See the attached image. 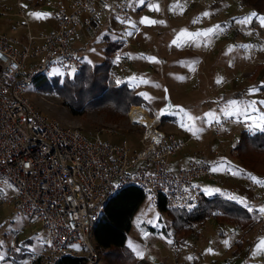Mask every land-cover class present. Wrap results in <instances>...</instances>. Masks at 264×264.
Returning a JSON list of instances; mask_svg holds the SVG:
<instances>
[{"label":"built area","instance_id":"2783aa9c","mask_svg":"<svg viewBox=\"0 0 264 264\" xmlns=\"http://www.w3.org/2000/svg\"><path fill=\"white\" fill-rule=\"evenodd\" d=\"M24 2L0 5L1 25L10 31H0V207L12 206L18 217L36 225L41 249L27 264H58L66 256L98 264L96 226L108 200L129 186L142 190L153 207L163 201L170 210L190 212L201 199L214 197L196 184L208 180L221 189L215 196L244 209L264 232V214L258 211L264 207V184L231 168L219 174L199 154L173 171L170 157L186 149L189 141L162 131L158 118H152L145 106H133L129 112L131 124L143 129L138 139L141 150H137L127 141H101L103 133L118 136L116 126L98 130L90 140L81 127L61 124L27 99L28 89L53 70H59L63 78L81 73L83 57L71 47L78 40L81 23L93 37L104 24L117 35L109 77L117 80L128 70L129 52L137 47L128 39L132 0H57L52 4L56 28L39 34L32 31ZM135 108L145 110L154 122L146 125L138 117L134 120ZM216 113H222L221 103L216 104ZM231 123L250 135L264 132L254 121H235L224 114L209 129L216 132ZM192 139L197 142V137ZM225 178L244 182L246 191L227 188ZM6 185L16 189L14 199L4 196ZM214 219L210 215L206 221ZM260 254L264 256V251Z\"/></svg>","mask_w":264,"mask_h":264},{"label":"rangeland","instance_id":"374dc122","mask_svg":"<svg viewBox=\"0 0 264 264\" xmlns=\"http://www.w3.org/2000/svg\"><path fill=\"white\" fill-rule=\"evenodd\" d=\"M56 1L25 0L23 7L34 34L49 32L55 26L52 4ZM16 3L17 0H0V5L5 6L14 7ZM152 4H158L160 10L153 11ZM130 11L132 22L128 39L137 47L129 52L132 57L130 68L120 74L116 82L137 88L146 102L142 106L152 118H158L157 126L162 131L189 141L186 149L170 157L171 169L176 171L180 165L187 166L199 154L213 169H219V174L224 175L228 168L240 174L241 164L235 157V147L243 131L235 123L216 132L210 131L209 126L226 109L231 110V101H238L241 105L256 102L257 111L249 109L247 115L231 116L235 121L260 123L258 118L264 115V104L259 103L264 101V92L259 89L264 85V26L257 17H252L248 24L237 23L253 13L257 16H264V13H257L243 0H144L143 4L140 0H132ZM30 13L47 15L38 19ZM144 17L163 23H141ZM216 26H219L218 31L201 35L195 42L173 43L182 30L204 33ZM4 27L0 21V31L10 32ZM77 36L78 40L71 47L81 54L84 63L92 67L107 59L106 45L117 38L106 24L93 37L81 23L77 27ZM57 83L63 84V76L57 69L45 79L36 81L26 95L31 105L65 126L81 127L90 140L96 138L98 130L116 126L120 134L109 136L103 133L101 141L114 144L127 141L134 149L141 150L138 139L143 129L133 126L129 115L117 123H107L104 116L93 111L73 115L54 91ZM167 103L173 109L163 120L160 110ZM217 103L222 105L219 115L216 113ZM179 108L200 118L195 121L198 131H188L180 126ZM207 114H214L217 119ZM193 137H197V142ZM249 176L264 180L258 174ZM224 182L230 189H247L242 181L225 178ZM196 184H201L211 196L218 195L221 190L208 180ZM2 192L7 198H15L16 189L12 186H4ZM254 224L256 228L243 231L214 219L195 225L193 232L183 237L174 231L169 215L145 199L133 219L127 245L135 252H143L142 257L136 256L152 264H264V256L256 250L264 234L260 232L259 224ZM35 229L33 221L18 217L12 206L0 207V264H27L32 254L41 249V240Z\"/></svg>","mask_w":264,"mask_h":264},{"label":"trees","instance_id":"16d2710c","mask_svg":"<svg viewBox=\"0 0 264 264\" xmlns=\"http://www.w3.org/2000/svg\"><path fill=\"white\" fill-rule=\"evenodd\" d=\"M243 1L257 13H264V0ZM117 48L116 42H109L105 48L107 59L103 63L93 67L84 63L80 74L72 78L65 77L63 84L54 85V91L62 98L64 105L71 109L73 115L93 111L104 116L107 123H117L127 119L133 106L146 104L136 87L128 83L118 84L116 80L109 79L110 58ZM41 79L45 77L37 81ZM259 89L264 92V85ZM166 117L167 115L161 118L164 120ZM235 157L241 164V169H238L240 175L253 173L264 179V132L253 135L242 133L240 142L235 147ZM145 199L142 190L129 186L108 200L105 212L95 229L99 264L101 254L102 264H152L139 259L127 245L133 219ZM158 208L169 215L174 231L183 237L190 235L195 225L206 223V218L210 215H214L219 222L236 226L243 231L256 228L244 209L218 196L201 199L198 207L190 212L170 210L163 201ZM259 230L264 234L261 227ZM58 264H86V259L66 256Z\"/></svg>","mask_w":264,"mask_h":264},{"label":"snow or ice","instance_id":"6c2138e0","mask_svg":"<svg viewBox=\"0 0 264 264\" xmlns=\"http://www.w3.org/2000/svg\"><path fill=\"white\" fill-rule=\"evenodd\" d=\"M140 3L143 4L144 0H140ZM150 7L153 11H159L160 10L158 4H152V5H150ZM177 7H179V5H177ZM173 10L175 11V8ZM180 11L181 12L183 11L182 7L180 8ZM30 15L39 19V18H45L47 14L30 13ZM205 15H208V13H205ZM252 17H257L261 26H264V16H257L256 13H253L252 16H250V17H246L242 20L237 21V23L248 24L251 22ZM141 23L156 24V23H163V22L151 20L148 17H144L141 20ZM218 30H219V26H216L215 29H210L204 33H190L185 29V30H182L178 34L177 39L174 40L173 43L174 44L192 43V42H195V39L198 38L199 36H201V35L202 36H208L210 33L218 31ZM244 47H248V46H244ZM150 59H152L153 61L155 60V58H150ZM252 91L255 92L256 89H252ZM255 103L256 102H251L250 104L241 105L240 102H238V101H231L230 102L231 110L226 109L224 111V115L228 116V117H231L233 115H239L241 113L247 115L249 109H251V111H257V109L255 107ZM259 103L264 104V101H260ZM177 114L180 116V126L181 127L185 128L188 131H198V129L195 128V121L197 119H200L199 117L193 116L191 113H189L187 110H185L183 108H179ZM207 115L211 116L212 119H217V117H215L214 114H207ZM258 119H259L260 123H256L255 126L258 128L264 129V115L260 116ZM217 170H219V169H213V171H217ZM250 178L255 180L257 183L264 184V181H259L255 177L250 176ZM9 186H11V185H9ZM248 211H252V209L249 207ZM258 211L260 213L264 214V207H261L260 209H258ZM256 250H257V252L264 251V239H261V241L257 245ZM136 254L138 256H141V257L143 256V252H141L139 250H137Z\"/></svg>","mask_w":264,"mask_h":264},{"label":"bare ground","instance_id":"6f19581e","mask_svg":"<svg viewBox=\"0 0 264 264\" xmlns=\"http://www.w3.org/2000/svg\"><path fill=\"white\" fill-rule=\"evenodd\" d=\"M139 111H140L139 114H141V117H140V118H139V115L136 114V113H138ZM131 116H132V118H133L134 120H136V117H138V120H139L142 124L151 125V124L154 122V120H153L152 118H148V114H147V112H146L145 110H142V108H141V109H140V108H135V109H133V112H132Z\"/></svg>","mask_w":264,"mask_h":264},{"label":"water","instance_id":"95a60500","mask_svg":"<svg viewBox=\"0 0 264 264\" xmlns=\"http://www.w3.org/2000/svg\"><path fill=\"white\" fill-rule=\"evenodd\" d=\"M173 107L170 103H167L165 105V107H163L161 110H160V115L161 117L165 116L170 110H172Z\"/></svg>","mask_w":264,"mask_h":264},{"label":"crops","instance_id":"0c3cea01","mask_svg":"<svg viewBox=\"0 0 264 264\" xmlns=\"http://www.w3.org/2000/svg\"><path fill=\"white\" fill-rule=\"evenodd\" d=\"M147 4H149V1L146 3V6H147ZM209 4V3H208ZM210 5V4H209ZM146 6H144L143 8H146ZM55 23V22H54ZM4 28H8V27H4ZM56 28V24H55V26L53 27V29L52 30H54ZM51 30V31H52ZM141 30V29H140ZM51 31H49V32H51ZM39 33H41V32H39ZM39 33H37V34H39ZM38 237V236H37ZM38 238H40V237H38ZM40 240H41V238H40ZM135 252V251H134ZM136 253V252H135Z\"/></svg>","mask_w":264,"mask_h":264}]
</instances>
